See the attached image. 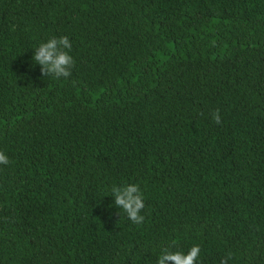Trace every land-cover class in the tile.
Here are the masks:
<instances>
[{
    "label": "trees",
    "instance_id": "trees-1",
    "mask_svg": "<svg viewBox=\"0 0 264 264\" xmlns=\"http://www.w3.org/2000/svg\"><path fill=\"white\" fill-rule=\"evenodd\" d=\"M0 151V264H264V0H0Z\"/></svg>",
    "mask_w": 264,
    "mask_h": 264
},
{
    "label": "clouds",
    "instance_id": "clouds-1",
    "mask_svg": "<svg viewBox=\"0 0 264 264\" xmlns=\"http://www.w3.org/2000/svg\"><path fill=\"white\" fill-rule=\"evenodd\" d=\"M71 47L67 36L50 38L36 47L32 60L41 67L42 73L46 70L48 73L67 78L70 76L68 69L74 65V59L70 55ZM212 119L217 124L221 122L218 112L212 113ZM8 164V156L0 151V165L7 166ZM111 198V205L117 209L118 215L122 211L127 220L137 226L144 222L141 210L145 207V197L138 184L127 183L113 186L111 188ZM200 251L198 244H193L187 251L164 249L158 254L156 264H200ZM230 259L231 255L229 254L226 258L220 260V264H227Z\"/></svg>",
    "mask_w": 264,
    "mask_h": 264
}]
</instances>
